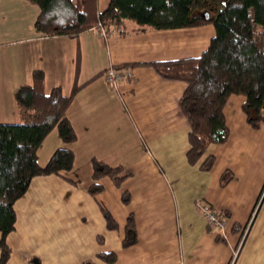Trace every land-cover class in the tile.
<instances>
[{"label": "crops", "instance_id": "crops-1", "mask_svg": "<svg viewBox=\"0 0 264 264\" xmlns=\"http://www.w3.org/2000/svg\"><path fill=\"white\" fill-rule=\"evenodd\" d=\"M109 2L97 0L98 12ZM39 12L29 0H0V123L19 122L15 93L33 81L35 69L45 71L47 93L61 86L68 96L78 86L67 111L77 140L66 144L54 130L38 152L46 163L68 147L76 159L66 177L35 176L16 201L6 264H81L101 251H116L117 264H264V125L252 127L245 97L231 96L225 107L229 139L206 154L216 157L213 167L190 164V125L180 106L187 83L165 79L150 65L202 55L214 25L113 32L107 39L98 28L77 38L45 37L35 27ZM125 64L132 78L115 91L104 74ZM94 158L123 166L121 184L104 176L98 180L103 190L93 194ZM227 169L234 177L222 184ZM198 200L224 213L223 232L209 228ZM102 206L118 228L107 226ZM130 214L138 241L124 246ZM219 234L225 240H217Z\"/></svg>", "mask_w": 264, "mask_h": 264}, {"label": "trees", "instance_id": "trees-1", "mask_svg": "<svg viewBox=\"0 0 264 264\" xmlns=\"http://www.w3.org/2000/svg\"><path fill=\"white\" fill-rule=\"evenodd\" d=\"M29 1L40 9L35 27L45 37L77 38L100 25L110 34L214 25L215 36L202 55L150 63L163 78L187 83L180 106L190 125V164H199L204 170L213 167L216 157L206 154L211 145L224 144L229 139L225 107L231 96L245 97L243 111L252 127L264 125V0H110L102 12H98L97 0ZM125 67L128 65L115 66ZM32 78L15 93L19 122L0 123V264H6L12 255L7 236L16 226V201L27 192L35 176L66 177L65 172L72 169L76 159L68 147L56 149L46 163L39 161L38 152L54 130L66 144L77 140L67 111L79 87L75 86L68 96L61 86L47 93L45 71L35 69ZM93 166V194L103 190L104 186L98 183L102 177L110 176L117 185L125 177L121 175L123 166H112L96 158ZM233 177L232 170H225L222 184ZM263 197L264 189L259 202ZM123 198L128 203L129 192ZM102 211L107 226L118 228L111 212L105 206ZM99 240L104 241V237L99 236ZM217 240L225 239L219 234ZM137 241L135 216L130 214L123 244L130 246ZM99 260L117 264L118 254L101 251L81 264H101Z\"/></svg>", "mask_w": 264, "mask_h": 264}, {"label": "built area", "instance_id": "built-area-1", "mask_svg": "<svg viewBox=\"0 0 264 264\" xmlns=\"http://www.w3.org/2000/svg\"><path fill=\"white\" fill-rule=\"evenodd\" d=\"M98 29L99 35L102 38L107 39L111 35L108 30L101 25ZM104 76L109 86L113 90L118 91L123 82L132 78V72L126 68L116 69L115 67H111L105 72ZM196 207L203 213L207 220V224L211 229L222 232L224 231L227 226V219L221 211L217 210L210 203L203 200H198L196 202Z\"/></svg>", "mask_w": 264, "mask_h": 264}, {"label": "water", "instance_id": "water-1", "mask_svg": "<svg viewBox=\"0 0 264 264\" xmlns=\"http://www.w3.org/2000/svg\"><path fill=\"white\" fill-rule=\"evenodd\" d=\"M205 16H206V17H209V16H210V14H209V13H205Z\"/></svg>", "mask_w": 264, "mask_h": 264}, {"label": "rangeland", "instance_id": "rangeland-1", "mask_svg": "<svg viewBox=\"0 0 264 264\" xmlns=\"http://www.w3.org/2000/svg\"><path fill=\"white\" fill-rule=\"evenodd\" d=\"M214 16H216V14H214ZM100 60H103V57H102V59L101 58H99ZM15 123H18V121L17 122H15Z\"/></svg>", "mask_w": 264, "mask_h": 264}]
</instances>
